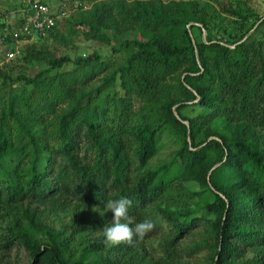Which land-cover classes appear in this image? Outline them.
<instances>
[{"label": "trees", "instance_id": "trees-1", "mask_svg": "<svg viewBox=\"0 0 264 264\" xmlns=\"http://www.w3.org/2000/svg\"><path fill=\"white\" fill-rule=\"evenodd\" d=\"M79 1L90 7L0 66V264H23L22 249L27 264H264V37L248 35L264 15L230 42L210 17L212 2L242 16L234 0ZM17 25L2 23L0 44ZM62 31L112 54L53 55L43 41ZM36 60L35 75L13 73ZM122 197L130 226L154 228L107 246L105 204Z\"/></svg>", "mask_w": 264, "mask_h": 264}, {"label": "rangeland", "instance_id": "rangeland-1", "mask_svg": "<svg viewBox=\"0 0 264 264\" xmlns=\"http://www.w3.org/2000/svg\"><path fill=\"white\" fill-rule=\"evenodd\" d=\"M54 2L55 0H49ZM72 1V0H71ZM91 3V1H89ZM214 6H216V13L215 16L212 14L213 9L211 8V27L213 29V33L215 37L222 38L228 41H232L235 37L233 34H241L243 31L247 30L248 27L255 21V16H251L252 14L264 15V0H234L233 5L235 8L240 9L241 15H234L232 13L226 12L222 10L221 6L216 2H212ZM22 7L19 0H0V33L2 31V23L7 19L13 21L16 18L18 11ZM218 9V11H217ZM214 13V12H213ZM244 16H248L246 20ZM262 20L258 21L256 26L249 32L248 35H254L258 37H264V24L260 25ZM257 29V31H255ZM255 31V32H254ZM206 31L204 32L203 36L206 37ZM134 36V33L131 34ZM198 33V37H199ZM201 39V37L199 38ZM44 46H46L53 55H60V54H68L72 58H76L78 56L88 55L95 50L101 51L106 57H109L112 54V45L100 42L94 39H88L83 35H74L71 36L69 33L62 31L59 36L54 39H46ZM41 43V42H40ZM42 44V43H41ZM39 46H41L39 44ZM5 43L0 44V57L3 56L4 52L7 50ZM122 55H125L123 53ZM118 61L122 60V56H116ZM26 64V63H24ZM47 66L44 61L36 60L31 64L24 65L23 67L17 66L14 68L13 73L17 74L22 70V68L30 75H35L41 68ZM65 69H72L73 64L69 63L64 66ZM100 79H96L91 82V86L96 88L100 84ZM198 109L195 107L189 111L190 114H195ZM166 140V139H165ZM173 148V144L168 143L161 148L160 154L156 157L157 159H166L169 157ZM154 158V161H156ZM70 217L65 218V220H69ZM161 236L154 235L148 238V245L152 247L151 250L154 254L159 256L162 252L160 251V242ZM201 236L198 231L195 234L191 235L190 237L184 239V245H191L193 241L200 240ZM208 250L203 249L202 251L198 252L196 255L198 256H186L184 258L188 259L193 263H199L203 261L204 257L207 255ZM12 259L18 258L21 263L27 264L28 263V253L25 250H21L18 254L16 250L13 251L11 255Z\"/></svg>", "mask_w": 264, "mask_h": 264}, {"label": "built area", "instance_id": "built-area-1", "mask_svg": "<svg viewBox=\"0 0 264 264\" xmlns=\"http://www.w3.org/2000/svg\"><path fill=\"white\" fill-rule=\"evenodd\" d=\"M19 2L22 7L18 11V18L14 21L7 20L10 25L18 24L13 28L15 40L11 45L5 43L7 50L0 60V66L13 60L19 54L22 43L33 42L39 36H46L53 27L70 17L76 10L90 7V3L79 0H55L54 2L49 0H19Z\"/></svg>", "mask_w": 264, "mask_h": 264}, {"label": "clouds", "instance_id": "clouds-1", "mask_svg": "<svg viewBox=\"0 0 264 264\" xmlns=\"http://www.w3.org/2000/svg\"><path fill=\"white\" fill-rule=\"evenodd\" d=\"M131 206L132 200L126 197L106 202V209L112 213L111 222L102 228L104 243L107 246L120 243L132 244L134 238H143L154 228V223L147 218L142 222L135 223L134 227L130 226L132 221L129 218L128 210Z\"/></svg>", "mask_w": 264, "mask_h": 264}, {"label": "crops", "instance_id": "crops-1", "mask_svg": "<svg viewBox=\"0 0 264 264\" xmlns=\"http://www.w3.org/2000/svg\"><path fill=\"white\" fill-rule=\"evenodd\" d=\"M18 16H19V15L17 14L16 18H15V19H13V21H14V20H16V19L18 18Z\"/></svg>", "mask_w": 264, "mask_h": 264}]
</instances>
